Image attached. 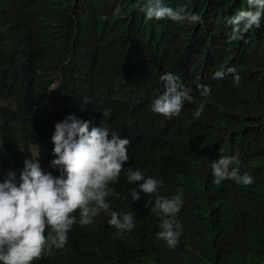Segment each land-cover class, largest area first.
I'll use <instances>...</instances> for the list:
<instances>
[{
	"label": "trees",
	"instance_id": "trees-1",
	"mask_svg": "<svg viewBox=\"0 0 264 264\" xmlns=\"http://www.w3.org/2000/svg\"><path fill=\"white\" fill-rule=\"evenodd\" d=\"M138 2L0 0V78L6 75L5 67L13 69L18 63L14 49L30 41L35 64L27 81L18 80L15 88L33 105L45 100L43 76L51 73L80 69L88 74L93 68L97 82L109 88L110 49L155 25V19L148 20L137 11ZM163 2L173 9L187 4L189 11L202 17L203 23L162 22V27L166 50L187 49L191 68L211 94L205 97L196 89L193 102L175 117L167 134L184 142L179 162L191 171L149 161L135 141L129 165L162 182L158 195L171 197L177 189L183 193L177 214L182 225L178 246L169 248L157 236L160 218L151 210L156 194L140 193L141 199L134 201L131 193L138 190V184L120 176L110 185L119 196L109 197L108 202L111 211L133 213L134 228L117 235L118 230L108 223L110 213H101L91 225H74L62 249H53L33 264H264V18L259 29L229 43L231 28L225 18L247 9V0ZM105 16L107 20L101 19ZM88 51L92 63L82 60ZM229 68L241 76L238 86L230 74L213 79L217 71L227 73ZM11 94L0 88V101ZM198 101L205 106L196 118ZM218 148L225 150L221 156H237L240 161V155L253 177L251 185L232 180L213 183L211 164ZM239 168L241 173L240 164ZM75 215L79 219V213Z\"/></svg>",
	"mask_w": 264,
	"mask_h": 264
},
{
	"label": "clouds",
	"instance_id": "clouds-1",
	"mask_svg": "<svg viewBox=\"0 0 264 264\" xmlns=\"http://www.w3.org/2000/svg\"><path fill=\"white\" fill-rule=\"evenodd\" d=\"M247 5V9L225 18L231 28L229 43L261 27L264 0H247ZM137 11L148 20L155 19V25L110 49L109 88L97 82L93 68L88 74L80 69L51 73L43 76L45 100L33 105L15 85L18 80L27 81L35 64V51L30 41L14 49L12 54L18 63L13 69L5 67L6 75L0 78L2 91L12 92L9 99L0 101L2 264H33L51 255L53 249L66 245L74 225H91L101 213H110L108 223L118 230L117 235L131 231L135 226L133 213L111 211L108 202L109 197L119 196L110 185L120 176L138 184V190L131 193L134 201L141 199L140 193L156 194L151 210L160 218L157 236L169 248L178 246L182 225L177 214L183 205V193L177 189L171 197L158 195L162 182L130 167V146L135 141L153 163L191 171L179 162L184 142L167 134L175 117L193 102L195 90L201 89L206 97L211 88L203 85V79L191 68L187 49L166 50L162 22L195 24L203 20L189 11L187 4L173 9L163 0H140ZM85 59L92 63L89 51ZM229 74L238 86L241 76L235 68L227 69V73L217 71L213 79ZM204 106L203 101L196 103V118ZM217 133L215 130L214 139ZM224 151L215 149L213 183L232 180L238 185H251L253 177L240 155L237 153L239 161L237 156H221ZM149 204L151 201L145 207Z\"/></svg>",
	"mask_w": 264,
	"mask_h": 264
},
{
	"label": "bare ground",
	"instance_id": "bare-ground-1",
	"mask_svg": "<svg viewBox=\"0 0 264 264\" xmlns=\"http://www.w3.org/2000/svg\"><path fill=\"white\" fill-rule=\"evenodd\" d=\"M26 78V77H25Z\"/></svg>",
	"mask_w": 264,
	"mask_h": 264
}]
</instances>
